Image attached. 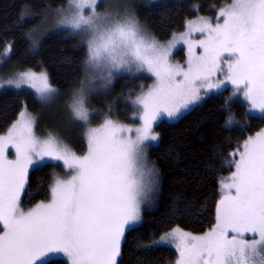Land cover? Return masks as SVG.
<instances>
[{"label": "snow or ice", "instance_id": "1", "mask_svg": "<svg viewBox=\"0 0 264 264\" xmlns=\"http://www.w3.org/2000/svg\"><path fill=\"white\" fill-rule=\"evenodd\" d=\"M97 7L98 0H68L66 10H58V26L86 34L85 71L103 80L101 87L121 72L154 78L132 100L140 126L111 118L88 126L87 151L78 155L57 134L38 136L35 117L22 111L0 135V264H38L49 254H62L67 264H117L126 231L138 224L141 204L157 188L158 173L146 153L148 142L158 139L155 122L177 117L228 84L249 111L264 113V0H231L215 23L203 17L186 21L187 31L167 44L146 32L134 15H101ZM195 33L202 38L193 39ZM177 41L187 45L186 66L171 60ZM8 51L10 46L5 55ZM23 85L42 102L56 92L46 72L27 70L0 83ZM92 87L74 90L68 104L72 117L85 126L91 122ZM233 123L229 111L226 126ZM10 148L14 159L8 157ZM230 156L234 171L220 181L212 228L195 235L177 227L157 241L175 245L176 264H264V130ZM46 160L62 162L66 178H54L50 199L25 211L21 197L29 169Z\"/></svg>", "mask_w": 264, "mask_h": 264}, {"label": "trees", "instance_id": "2", "mask_svg": "<svg viewBox=\"0 0 264 264\" xmlns=\"http://www.w3.org/2000/svg\"><path fill=\"white\" fill-rule=\"evenodd\" d=\"M229 1L135 0L133 8L138 20L164 40L197 13L212 12ZM67 3L68 0H0V58L9 45L10 70H44L52 86L70 94L79 90L85 78L87 46L79 35L68 29H49L43 22L44 17ZM177 54L183 58L182 52ZM149 80L142 74L119 76L109 88L90 96V106L110 116L116 110L120 117L127 118L133 113L131 95L142 81ZM226 96V91L211 94L176 119H162L154 125L158 141L148 146L147 156L159 176L155 201L152 208L142 211L141 222L126 231L119 264H174L176 250L157 243L162 234L174 226L202 233L215 224L220 180L231 169L227 157L248 134L264 124V116L248 115L239 101L228 102L226 108ZM43 107L28 88L2 89L0 134L22 109L39 113ZM229 111L234 117L232 126H226ZM79 132L70 134L68 143L81 154L85 143ZM55 168V164L45 163L30 170L23 205L48 197ZM40 264L67 261L53 257Z\"/></svg>", "mask_w": 264, "mask_h": 264}, {"label": "rangeland", "instance_id": "3", "mask_svg": "<svg viewBox=\"0 0 264 264\" xmlns=\"http://www.w3.org/2000/svg\"><path fill=\"white\" fill-rule=\"evenodd\" d=\"M230 2H231V0L229 2L223 4V5L219 6L218 8L214 9V11H212V12L205 13V14L197 13L194 17H192V18H190V19H188L186 21L196 20V19H198L200 17H203V18L209 19L210 21H212L213 23H215L216 22V18H217V13H218L219 9L221 7H223L224 5L230 3ZM134 3H135V0H98V7H97L96 11H97L98 14H101V15H105V14H108V13H112V14L119 13V15L121 17H123V16H125L127 14H132V15H134L136 17V13L134 12V8H133L134 7ZM66 8H67V4L65 6H63L61 8H58L55 11H53L50 17L49 16L44 17L43 22L46 24V27H48L49 29H52V27H53L54 30L63 28V27L58 26V23H57L58 18H59L58 17V10L59 9H65L66 10ZM86 14H87V10H86ZM136 19L138 20L137 17H136ZM186 21L184 23L183 28H181V29H179L177 31H174L167 39L160 40V39H158L150 31V29L148 27H146V25H144L142 22H140L138 20L139 24L141 25V27L146 32H148L150 35L154 36L159 42L164 43V44H167L169 41H171L173 39V35L174 34H176L178 36L180 33H183L185 31H187V29L185 27ZM63 29H67V28H63ZM77 35H79L83 39V41L85 42V44L87 46V38L88 37L86 36V34L81 33V34H77ZM192 38L193 39H201L202 37H201V35L199 33H195ZM6 49H9V45L7 46ZM179 51L183 53V58L182 59H180V57L177 54V52H179ZM197 51H199V49ZM8 54H9V51H8L7 55H5V53H4L3 57L0 58V83H2L4 79L10 78V77L18 74L19 72H23V71H27V70H32V71H35L37 73H39V72H45L44 70H33V69H24V70H19V71H12V70H10V67L8 65ZM187 59H188V49H187V45L184 44L182 41H177L175 43V47L172 50V55H171L172 62L173 63H176V64H180L182 66H186ZM127 74H142V75L147 76V77L150 78V80H149L148 83H145V82L142 81L139 84V87L136 90V93L134 95H131V97H132L131 100H133L135 98V96L140 93L141 86H143L144 90L146 91L147 88L150 85H152L153 82H154V78L151 77L150 74H147V73H128V72H121V73H116V74L113 75L112 83H113V81L117 77L123 76V75H127ZM103 83H104L103 80H101L98 77H96V76H94V75H92V74H90V73H88V72L85 71V78L83 79V82H82L81 86L79 87V89H80L82 87L87 88L89 85H92L93 86L88 91V96H87V99H88V105L87 106L89 108L90 118H91L90 125L85 126V125L82 124V122L76 121L74 119V117H72L71 112H70V110L68 108V104L70 102V96H71L72 93L68 94V93H65V92H61V91H59L54 86L53 87L56 89V92L54 93L53 98L50 101H44V102L41 101V103L44 105V107H43V109L39 113H34V112L28 111L26 109H22L20 111V113L22 111H25L26 110L29 114H31L33 117H35V119H36L35 131H36V134L38 136L44 137L48 133L57 134V135H59L63 139V141L70 148H71V146L68 143V137H69V135L70 134H74V133H78L79 130H80L82 132V134L80 132H79V134L81 135V140L83 138V141L85 143V150H84L83 153H81V154L80 153H77V154L78 155H83L87 151V144H86V140H85V135L84 134H85L86 129H87L88 126H90V127H98L100 124L103 123V121L106 118H111L113 120L118 121L121 124L129 125V126H131L133 128L140 126V123H141L138 117L135 118V119H133V113H131L130 116H128L127 118H123V117H120L118 115L117 111L113 109L115 111L114 112V116H110V115L102 114L101 112H99L96 109H93L92 106H90V96L92 94L97 93V92H101V91L106 90L112 84L111 83L108 87H101V85ZM6 87L15 88L14 86L0 87V91L2 89L6 88ZM23 87L28 88V89H30L31 91L34 92V90L31 89L28 85H23L21 88H23ZM222 91H226V95H227L226 97H227L228 102L239 101L242 104H244V106L246 108V113L248 115L264 116V113H261L259 111H249L250 106L243 99L242 95L237 94L236 96H233L232 95L233 88H232V86L230 84L226 85L225 87L221 88L218 91H213V92L208 93L199 102H197L196 104L191 105L189 107V109L193 108L194 106H196L198 104H201L203 102V100L207 96H209L211 94L218 93V92H222ZM181 114H179V115H181ZM177 117H174V118L169 119L167 116H162L159 120H162V119H165V120H173V119H176ZM18 118H19V115L16 118V120L11 125H9V127L3 133H1L0 135H6L7 134V130L18 120ZM159 120L156 121L155 124L157 122H159ZM232 125L233 124H231L229 126H232ZM153 130H154V126H153ZM262 130H264V124L261 127H259L258 129H256L255 131H253L252 133L248 134L244 138V140L241 143H239L235 147V149H233L230 153L235 152L236 149L239 146H241L243 144V142L248 137L255 136L258 132H261ZM154 132L157 133L155 130H154ZM157 141H158V139L156 141H150V142H148V146L149 145H152V144H155ZM146 153H147V149H146ZM230 153H229V156L227 157L228 164H229V161L232 159V157L230 156ZM8 157H9V159H14L15 158V151H14V149H11L10 148L8 150ZM236 158L238 159V156ZM147 161H148L149 167L154 166V164L149 160L148 156H147ZM45 163H53V164L56 165V168H55V170L53 172V178H52L51 184L53 183V180L56 177L66 178V176H65L66 169L63 167L62 162L52 161V160H46ZM38 166H41V165H36V166L31 167L29 169V172H30L31 169H33L35 167H38ZM229 166H230V164H229ZM230 168H231L230 171L227 173V175L225 177L230 176L231 171H234V168H232L231 166H230ZM155 169H156V167H155ZM156 171H157V169H156ZM225 177H223V178H225ZM157 187H158V184H157ZM220 190H221V194H220V198H221V195H222L221 184H220ZM156 191H157V188H156ZM156 191L154 193L150 194V198L149 199H146L141 204V213H140V217L141 218H142V211L143 210L153 207V204H154V201H155ZM23 195H24V193H22V197H21V207L25 211H27L30 208L34 207L36 204L40 203L41 201L47 202L50 199V192H49V195H48V197L46 199L38 200V201H36V202H34V203L30 204V205H23L22 204ZM141 218H140V221L138 222V224L141 222ZM215 220H216V210H215ZM174 228H177V226L172 227L170 230H168L167 232H165L162 235H165L166 233H169ZM0 230H2V226H0ZM182 230L185 231V232H190V233L195 234V235H202V234H204L205 232L208 231V230H206V231H204L202 233H194V232H191V231H188V230H184V229H182ZM160 237H159V239H160ZM159 239H158V241H159ZM164 245H169V246L173 247L176 250V247H175L174 244H164ZM176 254L177 255H176L174 264H176V261L179 258V253L177 252V250H176ZM53 257H60V258H63V259L66 260V258L62 254H49L42 261L38 262V264L44 262L45 260H47L49 258H53ZM117 264H119V257L117 258Z\"/></svg>", "mask_w": 264, "mask_h": 264}]
</instances>
